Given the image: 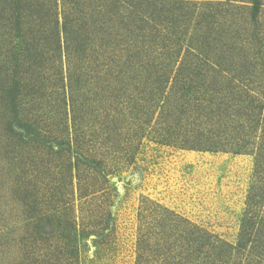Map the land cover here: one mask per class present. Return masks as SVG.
<instances>
[{"label": "rangeland", "instance_id": "obj_1", "mask_svg": "<svg viewBox=\"0 0 264 264\" xmlns=\"http://www.w3.org/2000/svg\"><path fill=\"white\" fill-rule=\"evenodd\" d=\"M30 1L35 6L37 0ZM160 1L152 0V8L142 1L149 20L141 23V17L111 21L106 0H39L42 8H26L19 37L12 0H0V264H190L185 259L210 264L231 249L223 256L227 264H245L236 248L256 181L254 157L140 140L139 126L146 119L150 139L162 134V111L143 109L145 95L133 91V82L126 95L117 96L115 91L125 84L115 82L113 65L130 54L158 63H169L167 55L177 63L192 59L187 51L194 61L204 58L206 51L197 48L196 24L213 16L216 36L218 30L239 22L231 20L226 9L238 6L247 13L251 4L162 0L181 3V11L173 13L178 20L173 25L169 19L162 22ZM65 25L78 31L75 39H65ZM37 52L39 67L30 76L27 68ZM16 66L21 119L43 137L65 132L83 144L58 154L41 143L20 141L8 131L12 114L5 94ZM110 129L114 134L107 138ZM76 151L101 161L102 172L78 164ZM59 222L78 234L107 226L112 230L102 243L80 237L74 257L59 236ZM187 229L204 233L214 245L201 247V255L186 254ZM244 252L246 259L249 252ZM252 261L258 262L256 257Z\"/></svg>", "mask_w": 264, "mask_h": 264}, {"label": "trees", "instance_id": "obj_2", "mask_svg": "<svg viewBox=\"0 0 264 264\" xmlns=\"http://www.w3.org/2000/svg\"><path fill=\"white\" fill-rule=\"evenodd\" d=\"M37 1L33 6L29 0H12L11 14L19 37H21L26 8L28 6L30 9L42 8ZM106 1L108 8L106 15L111 21L123 19V16L130 19L141 17L142 23L146 18L149 20L146 8L141 4L142 1H146L150 8L154 6L152 0ZM248 1L251 6L247 13L244 12V8L238 6H232V10L226 9L225 14L231 16V20L238 19L239 22H232L229 26L218 30L216 36H213L216 24L213 16L196 24L194 32L199 36L197 48L206 51L204 58L194 61L193 53L187 51V56L192 59H183L177 63L178 61H172V56L167 55L166 59L169 58V63L165 61L158 63L157 59L141 60L137 59L138 55L130 54L124 60L116 59L114 62L116 65L113 66L117 68L115 82L125 84L122 90L115 91L117 96L122 98V95H126L127 87L133 82L136 84L133 91L138 95H145L147 105H144L143 109L154 108L162 111L160 118L162 124L166 123V127L163 125L162 134L158 135V138L150 139L151 133L146 119L139 126L140 140L146 139L158 145L177 146L189 151L230 152L233 155L243 154L254 157L256 181L251 186L250 202L242 220L236 248L239 253L236 256H241L240 260L245 264H252V257H256L257 264H261L262 261L264 264V23L260 22L264 18V4L263 0ZM168 4L181 3L161 0L159 5L161 7L159 11L165 14L162 22H167L169 19L173 25H176L178 20L173 17V13L176 10L181 11V7L179 5V8L174 9L169 6L167 10ZM70 28L68 29L66 25L63 27L66 40L78 36V31ZM111 35L112 33L109 32L107 37ZM19 39L20 44H23V39ZM179 55V52L176 53V58ZM39 56L37 52L34 62L27 68L31 71L30 76H35V66L39 67ZM17 66L14 80L5 94L8 110L12 114L7 123L8 131L12 130L11 134L20 141L41 143L58 154L71 152L76 143L83 144L79 137L74 140L65 132L59 137H43L34 125L21 119L19 112L21 79L18 78ZM110 72L112 70H109V74ZM70 79L72 77L69 78V82ZM185 127L188 128V133L185 132ZM111 132L110 129L107 138L114 134ZM74 156L76 162L87 167L86 169L102 172L101 161L93 157H84L80 151H76ZM129 160L131 163L134 162L133 155ZM175 221L178 222L177 217ZM180 222L184 225L183 221ZM58 224L61 229L59 236L67 241L66 252L70 251L74 257L80 249L78 243L80 237L86 242L92 240L94 243H102L107 238V234H110L109 230H112L107 226L98 231L89 230L87 234L79 231L78 234L76 231L71 232L72 227H62L61 222ZM187 230L190 233L187 241L184 242L186 254L194 252L201 255V247L209 244V248L210 244L214 245L205 240L207 237L203 236L204 233ZM231 250H224L222 256L214 257L213 254L214 258L210 264H227L229 260L225 261L223 256ZM247 250L249 259H245L244 255V251ZM185 260L186 263L194 264V261Z\"/></svg>", "mask_w": 264, "mask_h": 264}]
</instances>
